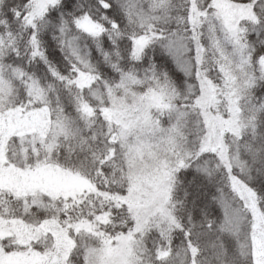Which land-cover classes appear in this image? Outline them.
Listing matches in <instances>:
<instances>
[{
	"label": "snow or ice",
	"instance_id": "snow-or-ice-1",
	"mask_svg": "<svg viewBox=\"0 0 264 264\" xmlns=\"http://www.w3.org/2000/svg\"><path fill=\"white\" fill-rule=\"evenodd\" d=\"M0 264H264V0H0Z\"/></svg>",
	"mask_w": 264,
	"mask_h": 264
}]
</instances>
